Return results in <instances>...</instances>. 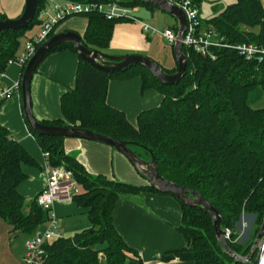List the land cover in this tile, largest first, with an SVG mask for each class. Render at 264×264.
I'll list each match as a JSON object with an SVG mask.
<instances>
[{
    "label": "trees",
    "instance_id": "trees-1",
    "mask_svg": "<svg viewBox=\"0 0 264 264\" xmlns=\"http://www.w3.org/2000/svg\"><path fill=\"white\" fill-rule=\"evenodd\" d=\"M195 3L199 7L200 0ZM45 4L46 0H38L35 17L27 29L1 33L0 74L15 59L19 40L38 24V15ZM132 5L155 8L137 0ZM75 17L87 20L80 38L88 50L107 48L114 25L121 21L96 14ZM4 19L0 14V21ZM201 25L216 33L222 47L211 49L214 57L211 59L183 46L187 62L178 84L162 86L139 66L114 74L103 73L78 58L75 85L60 99L62 120L38 122L46 126L77 127L142 146L143 149H131L140 157L136 152L139 149L148 160L149 152L152 153L164 180L197 192L207 200L221 216L222 231H236L244 215L251 223L247 242L227 244L236 255L245 257L264 220V107L252 109L247 104L251 90L264 88V58L260 63L246 61L232 48L240 44L264 46V9L260 0H233L217 16L201 21ZM54 34L55 30L50 38ZM62 48L76 54L71 44L59 45L49 53ZM133 78L141 80L142 92L154 89L163 97L158 107L140 112L134 126L123 112L106 101L110 81ZM26 126L40 150L48 154V165L63 166L72 172L80 188L72 203L86 211L89 222L88 228L72 237H62L45 246L43 264H127L128 256L137 254L114 227V206L122 197L138 196L144 191L161 193L149 185L139 188L102 175L92 176L66 154L65 139L40 136L27 123ZM24 166L37 164L10 132L0 126V220L11 226L13 234L32 237L45 224L47 212L38 206L37 197L27 202L18 192L27 179ZM162 195L174 197L168 193ZM175 200L181 211L177 230L186 245L179 251L164 254L162 261L234 263L220 248L208 213Z\"/></svg>",
    "mask_w": 264,
    "mask_h": 264
},
{
    "label": "crops",
    "instance_id": "crops-1",
    "mask_svg": "<svg viewBox=\"0 0 264 264\" xmlns=\"http://www.w3.org/2000/svg\"><path fill=\"white\" fill-rule=\"evenodd\" d=\"M63 3L70 0H54ZM116 2L131 9L132 15L151 27L162 30L170 27L177 32V22L158 27L160 11L157 7L147 9L141 5H132L134 0H102ZM138 1V0H137ZM199 16L205 22L221 13L233 0L213 1L212 13L201 10ZM216 2V4H214ZM264 9V0H260ZM25 0H0V14L8 20H15L23 12ZM152 6V5H151ZM163 13V12H162ZM203 13V16L201 15ZM169 16V15H167ZM204 18H208L205 20ZM157 24V25H156ZM87 27V20L82 17H72L62 22L55 29V34L74 32L81 38ZM156 28V29H157ZM19 40L20 47L15 55L18 56L28 39L37 31V25L28 30ZM165 45V46H164ZM102 54L113 57L127 55L144 56L166 72L176 70L173 46L166 45L157 35L142 32L140 26L128 20H121L113 27L112 36L107 48L98 50ZM78 57L69 48H62L49 53L37 66L30 83V103L34 118L40 122H54L62 120L60 111L61 97L73 89L75 85ZM22 76V67L15 62L8 63L3 77L0 78V91L19 82ZM162 95L154 89L141 91V80L133 78L123 81H110L106 101L111 107L123 112L127 121L133 126L136 118L142 111L158 107ZM21 105V92L12 95L0 102V126L7 129L26 152L35 160L36 167L24 166L27 179L18 187V192L27 202L35 199L44 189L46 165L43 152L30 134L24 121ZM64 150L67 155L74 157L92 176L102 175L109 180H116L135 187L147 188V181L134 171L130 163L113 149L78 139H65ZM86 211L79 209L75 203H57L54 213L59 221H67L70 226L58 224L63 238L72 237L83 225L75 227L79 216ZM113 224L122 240L136 252V256L129 255L127 264H195L191 261L174 259L162 261L164 254L176 252L186 245L184 238L178 232L181 223V211L174 197L154 192L144 191L138 196L120 198L114 206ZM87 220V218H86ZM88 222V220H87ZM89 223V222H88ZM43 224L36 232L43 231ZM4 230V231H3ZM84 230V229H83ZM9 224L0 220V264H23L25 243L32 237L22 234H13ZM66 232H68V235ZM8 235H7V234ZM7 238L8 241H7Z\"/></svg>",
    "mask_w": 264,
    "mask_h": 264
},
{
    "label": "built area",
    "instance_id": "built-area-1",
    "mask_svg": "<svg viewBox=\"0 0 264 264\" xmlns=\"http://www.w3.org/2000/svg\"><path fill=\"white\" fill-rule=\"evenodd\" d=\"M167 2L180 9L185 16L186 29L181 40L182 46L191 49L194 53L203 57L214 59L211 49L222 47V45L218 42L215 32L202 27L199 8L195 0H167ZM90 14L100 15L108 20H128L134 22L140 26L142 32L159 36L169 46H174L177 41V32L172 28L164 27L162 30H158L151 27L147 23L135 18L132 15L131 9L116 2L70 0L58 3L54 0H46L45 6L38 15L36 33L26 41L22 52L10 62H15L21 67L26 66L28 61L34 56L36 50L50 38L60 22L70 17ZM232 49L246 61H257L258 63L263 61L264 46L240 44L234 46ZM1 77H3V73L0 74ZM19 90V82L2 89L0 91V102L10 97L13 92H18ZM43 157L46 162L44 166L46 181L44 189L36 198V202L42 210L47 212V220L44 230L34 235L25 243L23 264H43L44 247L62 238L54 213L55 204L71 203L73 198L80 194V188L72 172L63 166L50 167L48 165V154L43 153ZM248 228L249 224L244 215H242L240 225L236 231L229 229L223 231L225 241L232 244L241 243ZM253 245L249 252V254L251 253L249 259L247 258L248 255L245 257L239 256L242 258V264H264V228L261 238L255 246ZM254 261L255 263H253Z\"/></svg>",
    "mask_w": 264,
    "mask_h": 264
},
{
    "label": "water",
    "instance_id": "water-1",
    "mask_svg": "<svg viewBox=\"0 0 264 264\" xmlns=\"http://www.w3.org/2000/svg\"><path fill=\"white\" fill-rule=\"evenodd\" d=\"M142 4L157 7L161 12L173 17L177 22V41L173 46L174 58L176 61V71L173 74H167L164 70L152 60L140 55H127L113 57L102 54L98 50H88L81 44V38L74 32H62L56 34L44 42L35 52L34 56L26 64L20 80L21 105L23 117L28 127L40 136L60 137L63 139L85 140L101 145H105L121 154L134 168L138 175L143 177L148 185L161 194L168 193L180 200L189 207L197 206L208 213L215 237L222 251L228 255L236 264H242V258L236 255L228 246L224 239V232L221 229V216L214 207L205 200L199 193L184 189L178 185L164 180L157 169L155 158L149 152L150 160L144 161L131 149V147L142 146L131 143L121 142L106 136L98 135L88 130L77 127H58L46 126L38 122L32 113L30 103V83L37 69V66L44 57L54 48L62 44H71L78 58L89 66L103 73H119L133 66H139L150 73L162 86H172L179 83L183 78L186 69V57L183 53L181 44L182 36L186 29V20L183 12L175 6H172L167 0H138ZM38 0H25L22 14L15 20L4 19L0 21V35L8 30H25L32 23L37 10ZM147 151V149H144ZM264 224H262L259 233L254 241L255 246L261 238ZM251 257V253L247 258ZM255 263V261L253 262Z\"/></svg>",
    "mask_w": 264,
    "mask_h": 264
},
{
    "label": "rangeland",
    "instance_id": "rangeland-1",
    "mask_svg": "<svg viewBox=\"0 0 264 264\" xmlns=\"http://www.w3.org/2000/svg\"><path fill=\"white\" fill-rule=\"evenodd\" d=\"M213 1H216V0H203L202 3H201V10L202 11H210L212 13V7L213 6ZM220 1V4H223V2L221 0ZM216 4V2L214 3ZM159 12V16H161L162 18L158 19L157 23H158V27H162L163 23H164V19L167 21V24H171V23H174L173 21V18H171L170 16H167L166 14L162 13L161 11H158ZM203 16V13L201 14ZM204 17V16H203ZM205 20H207L208 18H204ZM157 25V24H156ZM155 27V26H154ZM157 28V27H156ZM158 29V28H157ZM160 30V29H159ZM28 32V35H29V31ZM166 44V43H165ZM167 45V44H166ZM165 46V45H164ZM247 104L249 107H251L252 109H261L264 107V88L263 87H256L254 88L253 90H251L249 93H248V98H247ZM136 152L140 155L141 159L144 160V161H149L148 160V156L146 154H144L142 151H140L139 149L136 150ZM135 171V170H134ZM86 216L85 215H82V216H79L76 224H75V227H81L83 225H88L89 226V223L87 222L86 220ZM248 221V220H247ZM59 225H61V227L63 228L64 226H70V223H68L67 221H59L58 223ZM248 224H249V228L247 229L246 233H245V236L242 240V243H245L247 242L248 240V231L250 229V222L248 221ZM59 227V226H58ZM88 227H84V228H79L78 231H81L83 229H86ZM64 229V228H63ZM4 231V230H3ZM67 234L65 235H68V232H66ZM7 234V233H6ZM8 235V234H7ZM9 238H7V241H8Z\"/></svg>",
    "mask_w": 264,
    "mask_h": 264
}]
</instances>
